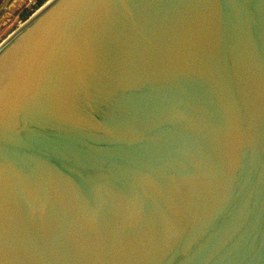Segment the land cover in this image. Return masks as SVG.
I'll use <instances>...</instances> for the list:
<instances>
[{
  "label": "water",
  "instance_id": "water-1",
  "mask_svg": "<svg viewBox=\"0 0 264 264\" xmlns=\"http://www.w3.org/2000/svg\"><path fill=\"white\" fill-rule=\"evenodd\" d=\"M0 264H264V0H45L8 32Z\"/></svg>",
  "mask_w": 264,
  "mask_h": 264
},
{
  "label": "rangeland",
  "instance_id": "rangeland-1",
  "mask_svg": "<svg viewBox=\"0 0 264 264\" xmlns=\"http://www.w3.org/2000/svg\"><path fill=\"white\" fill-rule=\"evenodd\" d=\"M32 2L33 0H4L0 2V41L38 7L34 6ZM22 9L30 11L25 18L20 15Z\"/></svg>",
  "mask_w": 264,
  "mask_h": 264
},
{
  "label": "trees",
  "instance_id": "trees-1",
  "mask_svg": "<svg viewBox=\"0 0 264 264\" xmlns=\"http://www.w3.org/2000/svg\"><path fill=\"white\" fill-rule=\"evenodd\" d=\"M45 0H33V5L34 6H39V5H41L43 2H44ZM29 13H30V11H29V9H22L21 11H20V15L22 16V17H27L28 15H29Z\"/></svg>",
  "mask_w": 264,
  "mask_h": 264
},
{
  "label": "crops",
  "instance_id": "crops-1",
  "mask_svg": "<svg viewBox=\"0 0 264 264\" xmlns=\"http://www.w3.org/2000/svg\"><path fill=\"white\" fill-rule=\"evenodd\" d=\"M4 0H0V2H3Z\"/></svg>",
  "mask_w": 264,
  "mask_h": 264
}]
</instances>
